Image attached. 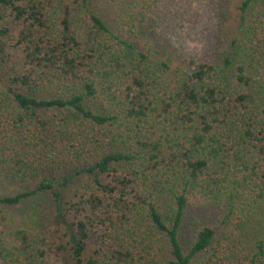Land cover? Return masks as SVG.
<instances>
[{
  "label": "trees",
  "instance_id": "1",
  "mask_svg": "<svg viewBox=\"0 0 264 264\" xmlns=\"http://www.w3.org/2000/svg\"><path fill=\"white\" fill-rule=\"evenodd\" d=\"M135 1L116 25L93 0H0V176L37 179L0 203L54 195L73 264H264V0H242L215 61L185 63L141 43ZM63 162L88 173L66 211ZM47 244L0 232V264H54Z\"/></svg>",
  "mask_w": 264,
  "mask_h": 264
},
{
  "label": "rangeland",
  "instance_id": "2",
  "mask_svg": "<svg viewBox=\"0 0 264 264\" xmlns=\"http://www.w3.org/2000/svg\"><path fill=\"white\" fill-rule=\"evenodd\" d=\"M96 7L104 15L113 18L118 25L119 19L130 12H138L141 4H137V10L132 5L135 0H93ZM144 0H136L142 2ZM131 2V8L125 3ZM242 0H149L142 3L143 12H146L141 26L138 30L141 35L139 40L142 44L152 45L163 55L166 51L181 63L194 61H215L219 55L228 47L232 36L236 32L239 20V5ZM123 4L125 11L119 8ZM135 6V7H136ZM134 8V7H133ZM122 15V16H121ZM124 16V19L126 18ZM140 17H142L140 15ZM138 22V19H136ZM135 21V22H136ZM14 32L16 30L14 29ZM21 51L13 50V61L7 66L21 68ZM82 167L63 162L58 170L52 172L57 177V191L61 192L60 201L63 210L66 211L72 200L77 199V193L82 187L88 173L82 171ZM51 173V175H53ZM106 178L104 174H100ZM65 178H69L65 185ZM37 179L28 181H15L11 178L0 176V195H15L24 190H32L36 187ZM62 184V187L60 186ZM194 211L200 222H213L220 213V209L208 203L201 208L200 202L194 201ZM54 195L50 192H39L18 205H5L0 203V232L3 236L16 226L22 225L30 228L40 229L45 232L49 258L54 264H73L72 258L66 249L61 248L66 243L63 229L54 222L56 205ZM73 218V213L68 214ZM190 226V225H189ZM186 237L189 241L193 229ZM191 229V230H190ZM264 233L255 230L253 236ZM97 245L95 236L88 242V254Z\"/></svg>",
  "mask_w": 264,
  "mask_h": 264
}]
</instances>
